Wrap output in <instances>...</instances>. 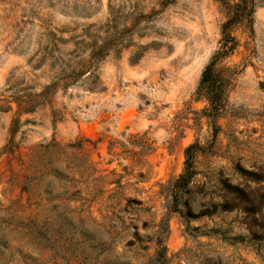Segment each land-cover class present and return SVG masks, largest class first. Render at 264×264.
I'll use <instances>...</instances> for the list:
<instances>
[{
    "label": "rangeland",
    "instance_id": "374dc122",
    "mask_svg": "<svg viewBox=\"0 0 264 264\" xmlns=\"http://www.w3.org/2000/svg\"><path fill=\"white\" fill-rule=\"evenodd\" d=\"M255 4L252 31L235 26L236 47L216 65L228 87L212 141L196 88L222 43L216 0H0V264H158L162 247L165 264H264V0ZM50 31L64 41L33 69ZM105 42L97 85L83 78L17 112L12 96L39 92ZM193 143L203 152L175 207Z\"/></svg>",
    "mask_w": 264,
    "mask_h": 264
},
{
    "label": "trees",
    "instance_id": "16d2710c",
    "mask_svg": "<svg viewBox=\"0 0 264 264\" xmlns=\"http://www.w3.org/2000/svg\"><path fill=\"white\" fill-rule=\"evenodd\" d=\"M220 6L225 10L227 14L226 21L221 26V47L217 50L207 65L203 68L197 88L196 95L202 97L206 103L207 108L204 110V117L208 120L212 129V141H214L216 135L219 132V126L217 125V119L222 115L225 105V93L228 87V79L220 74L217 69V63L228 57L235 47L236 41L231 35V30L237 25H246L249 30L252 31L253 15L255 13V0H238L236 3H230L229 0H216ZM165 5V4H161ZM150 16L140 15L137 18L139 20L149 19ZM51 37L46 48H42L43 55L39 58L38 63L32 66L33 69L39 68L37 65H42L41 62L45 61L47 57H52L46 52L47 47L57 51L58 43L64 41L62 38H56L55 34L50 31ZM63 44V43H62ZM109 42H105L102 46L92 50L88 55L86 61L78 60L76 66H70L63 62V69L59 72L58 76L54 78L48 85L41 88L37 93H28L23 96H12L13 102L17 108V112L22 114H31L34 110L40 106L43 102L49 101L58 91L66 92L68 89L75 86L83 78L89 77L93 85H97L99 77L96 74L97 65L106 57L108 52ZM74 58L80 59L79 56ZM97 86L89 89V91L96 90ZM260 89L264 91V84H260ZM8 109L10 103L8 102ZM1 111V109H0ZM19 118H13L8 131V140L4 147L5 151H11L13 147L14 136L19 128ZM203 148L197 143H193L187 146L184 150V166L182 173L176 178L172 184V204L177 207L180 198L186 193L188 185L193 177L196 175L194 170V158L198 153H202ZM176 211V210H175ZM180 212V210H178ZM217 230H210L209 234H218ZM233 241H244L243 237L230 238ZM162 242V240L158 241ZM155 262L158 264L166 263L165 248L162 247L156 252Z\"/></svg>",
    "mask_w": 264,
    "mask_h": 264
}]
</instances>
